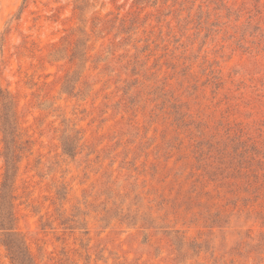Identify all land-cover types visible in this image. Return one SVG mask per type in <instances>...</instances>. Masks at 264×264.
Instances as JSON below:
<instances>
[{"label": "rangeland", "instance_id": "obj_1", "mask_svg": "<svg viewBox=\"0 0 264 264\" xmlns=\"http://www.w3.org/2000/svg\"><path fill=\"white\" fill-rule=\"evenodd\" d=\"M5 113L35 264H264V0H0Z\"/></svg>", "mask_w": 264, "mask_h": 264}, {"label": "trees", "instance_id": "obj_2", "mask_svg": "<svg viewBox=\"0 0 264 264\" xmlns=\"http://www.w3.org/2000/svg\"><path fill=\"white\" fill-rule=\"evenodd\" d=\"M12 117V115L10 116L8 113H5L2 123L5 142L4 156L6 160V170L0 193V241L7 247L14 264H35L23 238L15 231L14 227L15 214L13 210L14 195L12 191V181L16 174L18 158L14 153L15 129L12 122H10V118ZM73 147L72 144H66L64 147L65 152L73 155Z\"/></svg>", "mask_w": 264, "mask_h": 264}]
</instances>
